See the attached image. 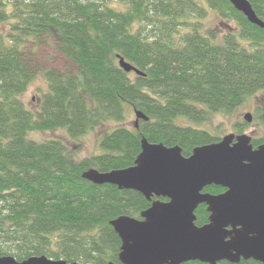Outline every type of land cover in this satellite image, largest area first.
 <instances>
[{
    "label": "trees",
    "instance_id": "obj_1",
    "mask_svg": "<svg viewBox=\"0 0 264 264\" xmlns=\"http://www.w3.org/2000/svg\"><path fill=\"white\" fill-rule=\"evenodd\" d=\"M247 1L264 24V0ZM209 13L233 27L222 34L207 27ZM43 40L56 45L71 72L37 66L33 56ZM119 58L141 75L121 70ZM36 73L46 90L32 111L23 97ZM261 91L264 28L226 0H0V243L7 245L0 257L119 264L120 241L109 222L140 220L150 202L94 186L82 174L132 167L142 138L179 147L187 158L220 141L193 126L233 114ZM129 111L147 121L127 128ZM258 118L264 125V111ZM55 132L69 141L97 132L101 153L78 160L65 140L30 139ZM195 216L196 226L208 223L204 205Z\"/></svg>",
    "mask_w": 264,
    "mask_h": 264
},
{
    "label": "water",
    "instance_id": "obj_2",
    "mask_svg": "<svg viewBox=\"0 0 264 264\" xmlns=\"http://www.w3.org/2000/svg\"><path fill=\"white\" fill-rule=\"evenodd\" d=\"M226 1L248 23L264 28L247 0ZM118 64L125 73L141 75L122 58ZM134 115L138 129L139 121L147 118L139 111ZM243 119L248 124L252 121L250 114ZM251 140L244 134H229L217 143L194 148L184 158L179 147L151 144L142 138L132 167L84 172L82 179L94 186L132 191L150 202L140 220L121 216L109 222L120 241L119 264H239L249 260L264 264V142L254 149ZM211 186L224 192H202ZM201 205L206 207L208 223L198 227L195 211ZM0 264L82 263L39 256L22 262L0 257Z\"/></svg>",
    "mask_w": 264,
    "mask_h": 264
},
{
    "label": "rangeland",
    "instance_id": "obj_3",
    "mask_svg": "<svg viewBox=\"0 0 264 264\" xmlns=\"http://www.w3.org/2000/svg\"><path fill=\"white\" fill-rule=\"evenodd\" d=\"M207 27L218 30L221 34L228 31L233 24H220L219 20L209 13ZM229 26V27H226ZM228 29V30H227ZM31 47L26 52H31ZM33 59L37 66L41 69H56L61 73H69L72 71V66L65 60V58L58 52L54 43L49 40H43L36 49ZM33 84L28 89L23 97V101L28 109L34 111L39 103L40 95L45 92L46 88L41 78L40 73L35 74ZM264 111V91L257 93L254 97L246 101L239 109L229 116L216 115L211 119V122L200 127L193 126L196 129L207 130L211 134L218 136L220 139L229 134L238 135L237 131L241 128L243 134L251 139L264 138V125L258 118V113ZM250 114L252 121L250 124L244 121V116ZM136 118L133 111L127 113L125 126L129 129L135 128ZM104 130V129H103ZM242 134V135H243ZM30 139L35 142H42L45 140H65L66 147L70 152H74L76 159L88 158L93 155L101 153L98 147V134L91 132L76 141H69L63 132L40 134L35 133L30 135ZM252 141V140H251ZM7 245L0 243V251H4Z\"/></svg>",
    "mask_w": 264,
    "mask_h": 264
},
{
    "label": "flooded vegetation",
    "instance_id": "obj_4",
    "mask_svg": "<svg viewBox=\"0 0 264 264\" xmlns=\"http://www.w3.org/2000/svg\"><path fill=\"white\" fill-rule=\"evenodd\" d=\"M211 187H212V186H211ZM207 188H209V187H207ZM205 189H206V188H205ZM222 190H223V189H222ZM202 192H203V191H202ZM223 192H224V190H223ZM223 192H222V193H223ZM220 194H221V193H220ZM201 206H202V205H201ZM207 221H208V219H207ZM206 224H207V223H206Z\"/></svg>",
    "mask_w": 264,
    "mask_h": 264
}]
</instances>
